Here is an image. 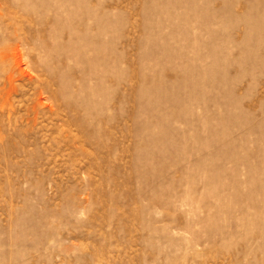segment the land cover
Here are the masks:
<instances>
[{
    "label": "rangeland",
    "instance_id": "rangeland-1",
    "mask_svg": "<svg viewBox=\"0 0 264 264\" xmlns=\"http://www.w3.org/2000/svg\"><path fill=\"white\" fill-rule=\"evenodd\" d=\"M0 264H264V0H0Z\"/></svg>",
    "mask_w": 264,
    "mask_h": 264
},
{
    "label": "bare ground",
    "instance_id": "bare-ground-1",
    "mask_svg": "<svg viewBox=\"0 0 264 264\" xmlns=\"http://www.w3.org/2000/svg\"><path fill=\"white\" fill-rule=\"evenodd\" d=\"M73 13V12H72ZM76 13V12H75ZM85 13H91V15L90 14H84V15H82V16H80V15H75V14H67V17H66V19H68V22H66V19H65V21L64 22H61L60 23V28L62 29V30H64V29H66L67 28V31H68V35H67V39H66V42L68 43V48H72V47H75V43H77L78 41H83V46H81V49H80V52H81V55H79V56H76V58H74L75 60H78V61H80V62H82L83 61V54H84V51L83 50H86L87 52H89L91 49H90V47H94V45H95V43H94V41L96 40H94L93 38V36H94V34H90V30L91 29H93L94 28V31H97V24H99L98 23V19L99 18H96V15H95V13L94 12H90V11H87V12H85ZM85 15H89V16H91V18H90V20L92 19V21L93 22H91V25H92V23H94V25L93 26H89V27H87V25L85 24V23H83L82 22V19L84 18V16ZM57 20H59V19H57ZM100 21H102V20H100ZM99 21V22H100ZM55 22V21H54ZM96 23V24H95ZM101 23V22H100ZM53 24V23H52ZM75 24H78L79 26L81 25V30H75L73 27L75 26ZM85 24V25H84ZM77 25V26H78ZM78 26V27H79ZM99 26V25H98ZM80 28V27H79ZM99 28V27H98ZM99 31H100V29H98ZM96 33V32H95ZM102 34H103V30H102ZM75 37L76 39H73L72 37ZM89 40H91V41H89ZM94 40V41H93ZM93 41V42H92ZM87 42H89V43H87ZM107 42H108V48L110 49V51H111V49H112V47H113V42H112V39H107ZM90 44V45H89ZM94 44V45H93ZM65 46H67L66 44H65ZM67 48V49H68ZM17 49V48H16ZM111 53V55H112V51L110 52ZM13 55V54H12ZM10 57L11 56H9L8 57V60L10 59ZM18 62V61H17ZM3 63H5V62H3ZM14 64V63H13ZM28 73V72H27ZM9 83V82H8Z\"/></svg>",
    "mask_w": 264,
    "mask_h": 264
}]
</instances>
